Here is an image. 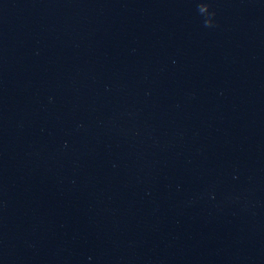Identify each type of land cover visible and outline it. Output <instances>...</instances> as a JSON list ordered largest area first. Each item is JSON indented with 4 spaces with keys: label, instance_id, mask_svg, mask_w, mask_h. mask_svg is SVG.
<instances>
[{
    "label": "clouds",
    "instance_id": "clouds-1",
    "mask_svg": "<svg viewBox=\"0 0 264 264\" xmlns=\"http://www.w3.org/2000/svg\"><path fill=\"white\" fill-rule=\"evenodd\" d=\"M208 10H209V5L208 4H200L199 5V12L205 13V12H208ZM213 15H214V13H213ZM205 23H206V25H210L211 21L208 20Z\"/></svg>",
    "mask_w": 264,
    "mask_h": 264
}]
</instances>
